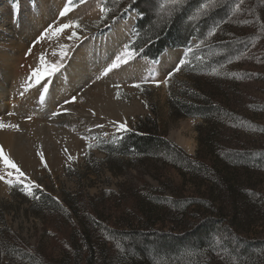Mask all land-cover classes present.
<instances>
[{
  "label": "rangeland",
  "instance_id": "obj_1",
  "mask_svg": "<svg viewBox=\"0 0 264 264\" xmlns=\"http://www.w3.org/2000/svg\"><path fill=\"white\" fill-rule=\"evenodd\" d=\"M130 1L132 0H110L106 3L107 0H86L84 4L74 6L72 11L61 17L60 12L67 4V0H0V34L5 33V39L9 37V46L10 43L19 41L21 43V40L25 42L23 45L25 47L14 67L16 79L31 75L36 69L35 62L40 60V54L35 48L45 44L43 43L45 41L49 44L51 38L57 39L55 30L61 24L71 21L79 23L80 28L75 30L80 39H68L72 29H67L59 35H65V41L75 43L76 46L86 45L88 49L86 52L92 51L91 54L100 55L104 53L105 46L112 47L109 52L118 51L116 54L112 53L113 57L110 59L112 62L126 45H130L134 25L140 19L136 11H129L130 8H127ZM187 1L182 0V3L177 5L173 4L172 0H162L160 8L167 15L171 10L185 6ZM228 1L232 3V10L228 16L220 24L210 27L206 34L197 39H190L185 48H165L155 61L136 55L127 64H122V67L111 71V74L99 76V79L97 76L94 77L93 84H101L100 88L108 89L116 104L115 118L113 115H105L107 124L103 118L94 119L97 118V114L91 109H88L89 112L85 109V113L81 115L74 114L73 110L72 112L67 110L70 106L80 109V97L84 95V90L79 91L81 93L75 90L67 92L61 98L56 95L51 102H48V97H51L49 92L43 102L39 95L43 91L41 86L45 79H42L39 85L29 80L28 85L15 87L16 90L20 88L17 90L19 97L16 99L15 94L8 93V88L5 95L0 91L3 103L10 104V108L13 107L11 102L19 105L21 100L26 104L27 100L32 99L35 107L25 105L26 109L24 108L26 112L31 113L29 115L31 120L25 118L41 128L52 125L49 122L46 125L42 116L49 112L54 116L53 113L58 112L59 115L56 117L61 116L58 118L62 120L57 121L60 123L57 127L71 130L80 144L78 151L74 153L67 149L65 158L59 163L48 160L42 162L40 157L32 170L19 166L22 176L13 169H6L0 162V175L10 179L14 185L9 187L0 181V230L10 232L7 242L11 252L16 251L17 246L24 248L23 245L28 244L34 248H45L41 254L46 256H42L45 261L56 263L62 256L66 247L64 242L69 237L65 231L68 228L59 216L49 209L51 207L49 199L57 204L66 205L68 198L73 196L84 202L93 199L100 206L112 208L122 207L126 200L143 204L146 194H152L154 190L166 192L171 185L173 188L180 187L183 179L172 167L160 161L161 156L157 159L127 158L122 163L116 162L113 158L110 163H105L107 161L105 143L117 144L125 133L137 130L143 123H147L150 129L153 127L158 135L191 157L197 155L200 147L199 131L208 126L218 132L216 144L221 149L228 148L230 152L245 155L264 153V0H208L200 5L194 16L199 21ZM73 2L75 5L76 0ZM205 4L208 5L207 8L202 7ZM102 8L106 11L102 12ZM83 9L92 10L93 14L83 15L81 12ZM33 19L39 21L32 22ZM40 19L44 20L43 25ZM26 24L27 26L30 24L34 31L26 29ZM50 27L53 31L41 40L40 37ZM18 37L21 39L17 41ZM4 42L3 40L0 42L3 44L0 48H9L5 46L7 42ZM101 45L103 48H100ZM226 46L228 47L225 48ZM185 55L188 62L179 72H175V68ZM64 64L60 68L61 72ZM92 72H95V69ZM68 77L70 74L65 71L60 81L65 83ZM166 79V84L160 83L159 87L156 86L155 81ZM61 82L58 83L61 85ZM136 83H141L142 87L131 86ZM117 84L120 85L119 88L114 87ZM35 89H39V94L35 93L36 100L33 93ZM72 97H76L75 104L65 103ZM202 99L212 100L220 105L213 116H210L213 119H206L207 123L197 116H184L175 108V103L192 104ZM58 102L61 103L57 105ZM25 111L23 115H26ZM65 113L69 116L62 118ZM15 115L16 112H12L10 116ZM83 115L85 119L82 118ZM110 119L112 121L108 122ZM122 123L126 124L128 131L117 130L118 125ZM86 124L91 126L86 127ZM28 142L36 143L35 138ZM89 144L91 148L88 147ZM219 148L216 147L215 152L220 153ZM69 155L73 157L72 160L68 159ZM250 173L253 174L250 183L244 176L232 182L235 187L243 186L248 199L252 200L250 209L246 205L249 212L246 215H250V218L240 221L238 232L243 240L255 241L260 238L259 241H264V166L260 171ZM168 179L171 184H168ZM202 182L205 184L200 177L186 176L183 197L197 196L196 189H200ZM28 191L32 195L25 194ZM110 192L116 195L115 198L110 195L103 196L104 193ZM164 195L167 196L166 193ZM41 196L45 198L44 205H41ZM206 199L208 197H202V200ZM220 200L227 202L223 197H220ZM35 203L37 207L33 208ZM221 204L229 211L227 203ZM167 208L168 206H159L158 210L164 216ZM238 208L240 209L238 211L244 212L241 206L238 205ZM231 215L232 213L230 218ZM165 219L168 228L172 229L171 218ZM234 230L232 228V231ZM221 237L216 236L218 244ZM30 252L25 250L23 254ZM3 255L0 252V260H8ZM203 255H207V252ZM207 256L208 264H239L236 256L232 254L228 256L227 261L222 262L215 254ZM18 263L29 264L25 259L22 261L20 259Z\"/></svg>",
  "mask_w": 264,
  "mask_h": 264
},
{
  "label": "trees",
  "instance_id": "obj_2",
  "mask_svg": "<svg viewBox=\"0 0 264 264\" xmlns=\"http://www.w3.org/2000/svg\"><path fill=\"white\" fill-rule=\"evenodd\" d=\"M161 1L132 0L127 6L129 11H136L140 16L134 25L129 47L136 50L137 56L152 61L165 48H185L190 39L206 34L232 10V3L228 1L197 21L195 12L208 0H188L185 6L171 10L167 15L160 8ZM175 108L184 116H197L207 123L206 119H213L210 116L220 105L202 99L192 104L178 102ZM216 132L209 126L199 131L200 147L195 157L172 146L153 127L148 128L147 123L125 133L117 144L105 143V163H110L113 158L122 163L127 158L157 159L161 156L160 161L172 167L183 179L181 186L173 188L171 185L166 192L154 190L152 194H146L143 204L126 200L122 207L112 208L100 206L93 199L84 202L73 196L68 198L66 205L49 199V209L68 228L65 231L69 237L64 242L66 247L62 256L56 263L45 261L42 256H46L41 255L45 248L28 244L23 245L25 249L17 246L16 251L11 252L7 242L10 232L0 230V252L8 259H1L0 264H19L20 259L29 264H208V254H215L221 262L227 261L232 254L239 264H264V241L240 238L238 226L240 221L250 218L246 205L250 209L252 200L248 199L243 186L235 187L232 183L243 176L250 183L253 175L250 172L260 171L264 166V153L245 155L230 152L228 148L221 149L216 144ZM216 147L220 153L215 152ZM186 176L205 181V184L200 183V189H196L197 196L183 197ZM167 182L171 184L169 179ZM105 195L116 196L112 192ZM202 197L208 199L202 200ZM40 198L44 205L45 198ZM36 203L33 208L37 207ZM221 203H227L229 211ZM238 205L244 212L238 211ZM159 206H168L165 217L158 210ZM165 218H171L172 229L168 228ZM216 236L223 237L219 244ZM25 250L31 252L23 254ZM205 252L207 255L204 256Z\"/></svg>",
  "mask_w": 264,
  "mask_h": 264
},
{
  "label": "bare ground",
  "instance_id": "obj_3",
  "mask_svg": "<svg viewBox=\"0 0 264 264\" xmlns=\"http://www.w3.org/2000/svg\"><path fill=\"white\" fill-rule=\"evenodd\" d=\"M84 10L85 9L81 10L83 15L88 16L93 14L92 10L89 11L88 10L84 11ZM33 21L37 22L39 20L33 19L32 22ZM43 21L44 20L40 19V23L42 25L44 24ZM26 29L28 30L31 29V31H34V28L30 24H28ZM4 37H5V33L0 34V42L3 40L7 42V43L4 42L5 46H9V42H8L9 37L7 39H5ZM21 37H18L17 41L18 39H21ZM57 37H58L57 39L51 38L49 44L46 43L45 41L43 42L45 43L43 44L45 46L41 45L35 48V51L40 54V57L43 56L45 58L47 64H53V62L56 64L65 63L62 72L61 70H59L57 74H54L53 76L55 78L53 76L47 77L44 80L43 85L41 86V87L49 88V95L51 97H48V102H51L52 98H54L56 95H59L60 96L59 98H61L64 97L67 92L73 90H75V92H79L81 90H84L85 91L84 95L80 97L81 98L79 102L80 109H78L76 106L74 108L70 106L67 108V110H70L71 112L73 110L75 111L74 114L81 115L85 113L84 112L85 109L87 110V112H89L88 109H91L97 114L96 116L97 118L94 119L102 120L103 118V121L105 122V124H107L106 117L108 116V114L113 115V117L117 115L115 109L116 104L112 100L109 90L108 89L103 90L102 88H100L101 84H97V83L93 84L95 82L93 80L94 77L96 76L104 77L102 73L113 62V60L112 62L110 61V59L113 57L111 56L112 53L116 54V52L118 51L115 50L114 52H109L112 49V47L105 46V49H103L104 50L103 54L100 55L94 53L91 54L92 51L86 52V50L88 51V49H86L87 48L86 45L76 46L75 43H69L68 41H65V35L63 36L58 35ZM22 42L24 41L21 40V43L20 41L17 43H10L9 48L8 47L0 48V91H3V95H5L7 93V88H8V93L10 92V94H15L16 96L15 99L19 97L18 91L20 90L19 88V90L17 89L18 90L17 91L15 87H19V85L26 86L28 85V81H29V77L16 79V76L14 74V70H15L14 67L16 60L18 59V56L25 47L23 46L25 42L24 43ZM0 44H1L0 46H3L2 43ZM65 45L67 46V48L62 47ZM102 46L103 45H101L100 48H103ZM65 51L67 52V56L62 58L60 56V53ZM40 66H41L40 60L36 61L35 67L38 68ZM84 67L87 68L84 69ZM93 69H95V72H92ZM65 71L69 72L70 77H68L65 83H63L60 80L63 74L65 73ZM112 72L108 74H111ZM89 77H91L92 79ZM90 81L93 82L91 83ZM58 82H61V85ZM77 86L79 87L76 89ZM14 89L15 92H13ZM38 90L35 89L33 92L34 100H36L37 98L36 95L39 94ZM62 92L64 93L61 94ZM1 95L2 94L0 93V117L2 116L0 122H3L5 125L8 124L18 125L19 130L8 127H5L3 130H0V146L3 147L4 154L8 156L17 165V167L20 166V168L23 169L25 168L26 170H32L34 167H36V162L38 158L41 157L40 153L43 154L44 160H48L49 162L56 161L57 163H59L63 158H65V154H66L65 149H68L70 153H74L75 151H78L77 149L79 148L80 144L79 141L76 139V137L73 136V134L70 132L71 130L69 131L64 130V128L61 126L57 127V124H60L57 121L62 120L61 118L58 117L61 116L58 117H56V115L52 116L51 112H49L46 116H42L41 118H43L46 121V122L44 121L46 125L48 124V122L50 123V125L51 124L53 125V123L54 125L53 126L48 125L46 128L45 127L41 128V126L39 127L38 125H35L34 122H28V120H26L25 118V117L28 118L29 115H31L30 112H26L24 110L25 105H29V106L31 105L32 108L35 107L32 102V99L27 100L25 102L26 104L23 103V100L19 101V105H17L16 102H11L13 104L12 105L13 107L10 108L9 107L10 104L5 105L3 103ZM15 99L13 98L14 101ZM60 103L58 102L57 105H59ZM55 106L53 107L55 108ZM24 111L26 112V115H23ZM118 111L120 110L118 109ZM12 112H16L15 117L10 116ZM66 116H69V114L65 113V115L62 118ZM82 118L85 119L84 115ZM109 121L111 122L112 120L110 119L108 120V122ZM96 124L97 123H95V125ZM87 126L90 127L91 125L89 126V124H86V127ZM26 135H32V137L27 138L28 136ZM33 138H35L36 143L32 144L31 142H28L30 139ZM45 146L48 148V150L47 148H45Z\"/></svg>",
  "mask_w": 264,
  "mask_h": 264
},
{
  "label": "snow or ice",
  "instance_id": "obj_4",
  "mask_svg": "<svg viewBox=\"0 0 264 264\" xmlns=\"http://www.w3.org/2000/svg\"><path fill=\"white\" fill-rule=\"evenodd\" d=\"M86 2V0H76V4L74 5L73 0H67V4L65 5L64 9L60 12V16L63 17L65 16L67 13H69L70 11H72L74 6H78L80 4H84ZM173 4H180L182 3V0H172ZM203 8H207L208 5H202ZM101 11H106L105 8H102ZM80 25L77 21H71L69 23H64L61 24L60 27L58 29L55 30L54 34L55 35H59L60 33L64 32L67 29H72L71 31V35L68 36L69 40H79L80 36L78 35L77 31L75 29H79ZM53 29L50 27L48 30H46V32L40 37V39H44L49 32H52ZM210 34H214V33H210ZM64 48H67V46H62ZM189 51H191L189 49ZM60 56L62 58L67 56V52H61ZM136 56V50L129 47V46H125L124 50L119 54L115 56V59L113 60V62L104 70V72L102 73V75L107 76L108 73H110L111 71H113V69H117L119 68L122 64H127L129 62V60L134 59ZM187 56L185 55V57L180 60L179 65L175 68V72H179L181 70V67H183L186 63H187ZM40 67L36 68L35 70H33V72L31 73V75L29 76V80L30 81H34V83L36 84H41V80L42 79H46L47 77L52 76L53 74H55L56 72H58L60 70V68L62 67V63L60 64H47L45 58L43 56L40 57ZM172 74L170 73L169 76H171ZM100 77H97V79H99ZM144 83H147V81H144ZM156 86L159 87L160 83H167V79L164 81H155ZM31 86V85H30ZM132 87L135 88H141L142 85L141 83H136L131 85ZM114 87L119 88L120 85H114ZM49 92V88L48 87H43V91L41 93V102L44 101V97L45 95ZM76 102V97H72L71 100L69 101H65V103H74ZM53 115H59L58 112H54ZM29 120H31V116L28 117ZM5 127L8 128H14L16 130H19V126L18 125H14V124H8L5 125L3 122H0V130H3ZM118 131H128V128L126 126V124H119L118 125ZM89 148H91V145H88ZM65 151H67V149H65ZM41 155V160L42 162H44V157L43 154L40 153ZM69 160H72L73 157L69 155L68 157ZM0 162L3 163L4 167L6 169L10 168L15 170L16 172L20 173V175L22 176L23 173L20 172V169L17 167V165L8 157L4 154L3 152V147L0 146ZM45 167H47V164L45 163ZM10 175V173L8 174ZM0 181H3L6 185H8L9 187H14L12 181L10 179H7L4 175H0ZM25 194L27 195H32V193L30 191L26 192Z\"/></svg>",
  "mask_w": 264,
  "mask_h": 264
}]
</instances>
